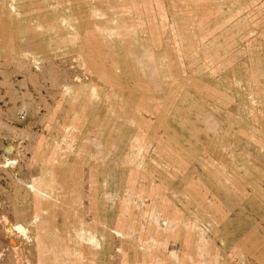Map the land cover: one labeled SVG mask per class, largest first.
Wrapping results in <instances>:
<instances>
[{
    "label": "rangeland",
    "instance_id": "obj_1",
    "mask_svg": "<svg viewBox=\"0 0 264 264\" xmlns=\"http://www.w3.org/2000/svg\"><path fill=\"white\" fill-rule=\"evenodd\" d=\"M0 264H264V0H0Z\"/></svg>",
    "mask_w": 264,
    "mask_h": 264
}]
</instances>
